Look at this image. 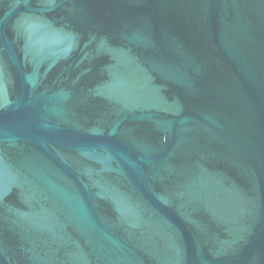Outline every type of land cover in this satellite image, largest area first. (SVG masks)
Masks as SVG:
<instances>
[{"label":"water","instance_id":"1","mask_svg":"<svg viewBox=\"0 0 264 264\" xmlns=\"http://www.w3.org/2000/svg\"><path fill=\"white\" fill-rule=\"evenodd\" d=\"M0 264H264V0H0Z\"/></svg>","mask_w":264,"mask_h":264}]
</instances>
